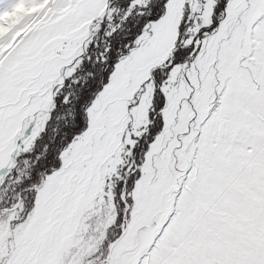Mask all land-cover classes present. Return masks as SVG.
I'll list each match as a JSON object with an SVG mask.
<instances>
[{"label": "snow or ice", "instance_id": "obj_1", "mask_svg": "<svg viewBox=\"0 0 264 264\" xmlns=\"http://www.w3.org/2000/svg\"><path fill=\"white\" fill-rule=\"evenodd\" d=\"M0 264H264V0H0Z\"/></svg>", "mask_w": 264, "mask_h": 264}]
</instances>
